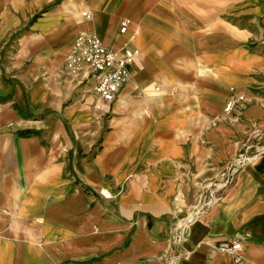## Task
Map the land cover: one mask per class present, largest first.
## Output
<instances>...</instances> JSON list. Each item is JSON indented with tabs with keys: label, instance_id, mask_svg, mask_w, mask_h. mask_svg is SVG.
I'll use <instances>...</instances> for the list:
<instances>
[{
	"label": "crops",
	"instance_id": "obj_1",
	"mask_svg": "<svg viewBox=\"0 0 264 264\" xmlns=\"http://www.w3.org/2000/svg\"><path fill=\"white\" fill-rule=\"evenodd\" d=\"M82 32L140 50L112 102ZM261 127L264 0H0V264H264V154L220 188Z\"/></svg>",
	"mask_w": 264,
	"mask_h": 264
},
{
	"label": "built area",
	"instance_id": "obj_2",
	"mask_svg": "<svg viewBox=\"0 0 264 264\" xmlns=\"http://www.w3.org/2000/svg\"><path fill=\"white\" fill-rule=\"evenodd\" d=\"M84 16L91 18V13L86 11ZM127 30V23L123 22L121 33ZM138 48L109 45L92 32H82L73 44L66 57V68L69 73L77 79V83L84 85L89 79L94 80L93 90L97 101L115 100L117 93L129 78V65L139 56ZM245 103L242 94L231 98L226 106L225 112H232L237 106ZM255 141H254V139ZM264 154V127L256 129L251 140L244 146L236 160L225 170L220 181V188H226L233 180L237 170L245 164L252 163ZM214 200L211 194L205 205ZM220 251L232 253L236 264H241L243 258L241 250L243 241L239 238H231L217 243Z\"/></svg>",
	"mask_w": 264,
	"mask_h": 264
},
{
	"label": "rangeland",
	"instance_id": "obj_3",
	"mask_svg": "<svg viewBox=\"0 0 264 264\" xmlns=\"http://www.w3.org/2000/svg\"><path fill=\"white\" fill-rule=\"evenodd\" d=\"M197 186L199 187V191L198 192L195 191V195H194L195 202L188 208V210L186 211V214L183 216V218L186 217L187 215H189L190 212L199 211L203 207L205 200H207L209 198L210 194H209V191L207 190V188L210 186V183L207 181L206 182L201 181V182H199V184H197ZM190 193L193 194L194 192L191 191ZM173 197L175 200L181 201L183 196L181 197L180 192H176Z\"/></svg>",
	"mask_w": 264,
	"mask_h": 264
},
{
	"label": "bare ground",
	"instance_id": "obj_4",
	"mask_svg": "<svg viewBox=\"0 0 264 264\" xmlns=\"http://www.w3.org/2000/svg\"><path fill=\"white\" fill-rule=\"evenodd\" d=\"M106 194V193H105ZM108 195V194H107Z\"/></svg>",
	"mask_w": 264,
	"mask_h": 264
}]
</instances>
